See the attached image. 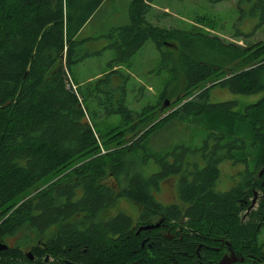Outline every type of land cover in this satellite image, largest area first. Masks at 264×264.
I'll use <instances>...</instances> for the list:
<instances>
[{
    "label": "trees",
    "instance_id": "trees-1",
    "mask_svg": "<svg viewBox=\"0 0 264 264\" xmlns=\"http://www.w3.org/2000/svg\"><path fill=\"white\" fill-rule=\"evenodd\" d=\"M153 1L130 0L117 23L105 16L95 23L92 38L105 41L97 53L111 56L102 73L79 83L73 67L88 50L79 33L106 0H0V243L7 246L0 264H45L46 257L56 264H211L227 248L243 258L232 264L264 256V204L247 211L264 161V41L240 47L193 25H154ZM235 5L239 20L251 16L252 29L264 27V0ZM193 19L215 27L208 15ZM241 36L248 34H234ZM147 41L159 70L168 66L182 78L177 100L192 96L164 116L155 115L160 106L137 110L127 102V70ZM217 88L262 96L213 102ZM190 126L200 129L190 137L201 145L167 148L164 133ZM223 162L242 168L226 191L216 188ZM153 163L160 170L150 173ZM171 175L175 195L161 204L155 191ZM121 199L136 216L117 207Z\"/></svg>",
    "mask_w": 264,
    "mask_h": 264
},
{
    "label": "rangeland",
    "instance_id": "rangeland-1",
    "mask_svg": "<svg viewBox=\"0 0 264 264\" xmlns=\"http://www.w3.org/2000/svg\"><path fill=\"white\" fill-rule=\"evenodd\" d=\"M118 1V2H117ZM130 0H116L115 2L106 0L105 4L101 6L100 14L97 20H92L81 30L80 37L87 38L86 50L87 56L73 67V73L77 79V82H85L102 73L106 67L105 64L109 60L111 53L108 50L97 51L102 48L105 41L102 39L94 40L95 23H99V20H103V16L106 17L110 23H117L127 12V5ZM236 0H227L219 3L210 4L205 0H154L152 11L148 16V19L154 25L165 28H187L190 25L196 26L201 30L206 31L209 34L216 35L225 42H232L240 47H249L255 42L264 41V27L253 28L255 21L251 16L248 19H238V9L236 7ZM208 15L211 22L214 23V28L196 24L193 17L196 15ZM256 20V19H255ZM245 31L248 36L235 38L234 34L238 30ZM172 53L174 60L178 57V52L175 49L168 48ZM96 51V52H95ZM134 68H130L127 72L131 76V82L127 85V102L129 108L140 110L142 106L146 104H154L160 106L157 108L156 116H164L172 112L178 105L184 100L191 99L190 96L184 95L183 100L178 101L181 94V85L183 83L182 78L177 74V70L174 72L167 66L165 69L159 70V56L152 41H147L143 48L133 57ZM171 63V62H170ZM172 67V64H169ZM224 68L225 71L235 69ZM228 75V74H227ZM72 83L71 80H68ZM264 81V77H263ZM133 83V84H132ZM214 83V82H213ZM169 85L167 95L164 97L165 103L163 106L157 104L160 91L165 85ZM132 85V86H131ZM143 87L142 93L138 91V87ZM134 87V89L132 88ZM137 92H135V91ZM262 96L261 93L254 96H236L230 94L225 89H214L211 92V100L213 102H220L225 100H238L239 102H254ZM224 99V100H222ZM163 100V102H164ZM116 117L110 118V123L116 122ZM179 126H182L179 124ZM200 129L196 126L183 127L181 130H176L175 135L172 131L163 134V140L168 143L167 148H171L176 144H181L183 147L187 145L191 148L202 144V138L192 140L190 135L199 133ZM221 176L220 180L216 183V188L221 191L230 189L237 181L239 182L241 175L237 174L242 168L239 164H231L230 162H223L220 166ZM160 167L153 163L150 173L157 172ZM53 179V178H52ZM54 180V179H53ZM52 180V181H53ZM176 177L170 176L167 180L161 183L159 190L155 191L156 200L161 204H168L172 201L175 195ZM130 204L127 200L121 199L117 205L118 208L124 209L126 212L137 215L135 211L136 207ZM259 242L264 241V227L258 234ZM25 252L30 253L28 249ZM226 252V251H225ZM32 255V254H31ZM230 255V254H224ZM222 255V256H224ZM33 256V255H32ZM220 256V258L222 257ZM45 256L41 255L35 257L34 261L44 259ZM33 260V257L30 258ZM216 260V262H218ZM45 264H56L53 258L47 257L43 261ZM215 262V263H216ZM213 263V264H215Z\"/></svg>",
    "mask_w": 264,
    "mask_h": 264
},
{
    "label": "flooded vegetation",
    "instance_id": "flooded-vegetation-1",
    "mask_svg": "<svg viewBox=\"0 0 264 264\" xmlns=\"http://www.w3.org/2000/svg\"><path fill=\"white\" fill-rule=\"evenodd\" d=\"M256 181L258 182L259 188L254 190L256 192V198H255L254 204H253L251 209H256V208L260 207V204H262V203L264 204V161H263V163H262V165L258 171ZM252 199H253V197H252ZM250 204H251V201L249 202V205ZM263 211H260V213H262ZM247 214H248V212L246 214H243V218L247 217ZM262 229H263V227H261V230ZM258 242H259V239H258ZM259 244L262 245V247H263L262 251H263V255H264V241L259 242ZM211 249H213L215 251L218 250V248L216 246H213V248H211ZM225 251L226 252L222 253V255L231 253L230 248H227ZM253 259H252V261H257V262H259L258 264L264 263V256L260 257L259 260H253ZM209 262H211V261H209ZM211 264H213V263H211Z\"/></svg>",
    "mask_w": 264,
    "mask_h": 264
},
{
    "label": "water",
    "instance_id": "water-1",
    "mask_svg": "<svg viewBox=\"0 0 264 264\" xmlns=\"http://www.w3.org/2000/svg\"><path fill=\"white\" fill-rule=\"evenodd\" d=\"M254 197H253V199L251 200V204L249 205V207L247 208V211H249L251 208H252V206H253V204H254V201H255V198H256V192H254ZM159 224L160 223H156V224H148V225H144V226H140L139 228H138V231L136 232V233H138L139 231H141V230H149V229H152V228H157L158 226H159ZM7 248V246L5 245V244H2V243H0V251L1 250H4V249H6ZM29 254V257H31L30 255V253H28ZM32 258V257H31ZM47 258V257H46ZM46 258H45V260H46ZM237 260H240V261H243V258H240V259H238L237 258V256L231 251V253H230V255L228 256V255H224V256H222L221 258H220V260L217 262V263H215V264H232V263H235ZM67 263H69V264H73V263H70V262H67Z\"/></svg>",
    "mask_w": 264,
    "mask_h": 264
}]
</instances>
